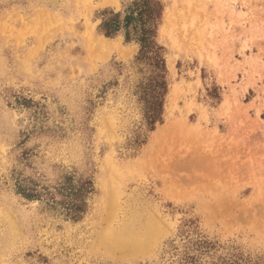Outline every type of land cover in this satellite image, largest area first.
<instances>
[{
  "label": "rangeland",
  "instance_id": "1",
  "mask_svg": "<svg viewBox=\"0 0 264 264\" xmlns=\"http://www.w3.org/2000/svg\"><path fill=\"white\" fill-rule=\"evenodd\" d=\"M141 1L0 0V264H264V0Z\"/></svg>",
  "mask_w": 264,
  "mask_h": 264
},
{
  "label": "trees",
  "instance_id": "2",
  "mask_svg": "<svg viewBox=\"0 0 264 264\" xmlns=\"http://www.w3.org/2000/svg\"><path fill=\"white\" fill-rule=\"evenodd\" d=\"M151 1L153 6H160L157 0H143L138 3L140 6L146 5V8H140L137 16L135 17V12L131 11L126 13L124 17H122L121 12H115L114 10H106L102 14L101 23L99 25L100 32L103 33L107 37H113L118 34L122 29H128L126 32V40L130 41L132 39L138 40L142 43V49L146 46H149L151 43H154L155 34L151 28V20L155 17L154 8L153 6L149 5L147 2ZM140 21V27L135 25V21ZM132 25V28H131ZM134 31V33L132 32ZM152 121H156L160 119L158 114L152 112L151 114ZM153 121V122H154ZM84 188H80L78 192L69 191L67 195L68 199L70 200L67 204H71L76 207L74 212L80 211L84 206V201H82L84 196ZM26 197L33 198L36 195L30 192H22ZM82 201V202H81ZM75 212V213H76ZM78 214H74L73 217L79 218Z\"/></svg>",
  "mask_w": 264,
  "mask_h": 264
},
{
  "label": "bare ground",
  "instance_id": "3",
  "mask_svg": "<svg viewBox=\"0 0 264 264\" xmlns=\"http://www.w3.org/2000/svg\"><path fill=\"white\" fill-rule=\"evenodd\" d=\"M170 126H171V124H170ZM120 242L123 243L124 241H123V242H122V241H119V243H117V247H118V244H120ZM127 242H128V241H126V243H127ZM126 243H125V245H124V244H121L120 246H122V245H123V246H128V245H129L128 243H130V241L127 243L128 245H126ZM117 250H119V248H118Z\"/></svg>",
  "mask_w": 264,
  "mask_h": 264
}]
</instances>
